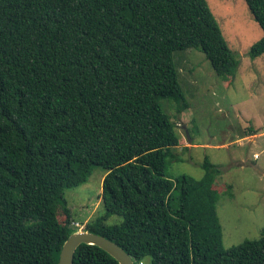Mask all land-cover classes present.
I'll use <instances>...</instances> for the list:
<instances>
[{
  "label": "trees",
  "instance_id": "1",
  "mask_svg": "<svg viewBox=\"0 0 264 264\" xmlns=\"http://www.w3.org/2000/svg\"><path fill=\"white\" fill-rule=\"evenodd\" d=\"M244 1L263 32L254 59L264 0ZM188 48L231 82L238 60L206 0H0V264L57 263L75 230L64 190L94 166L104 211L84 227L135 264H264V228L222 248L216 164L166 177L179 138L160 100L188 107L173 62ZM73 264L119 263L81 244Z\"/></svg>",
  "mask_w": 264,
  "mask_h": 264
},
{
  "label": "rangeland",
  "instance_id": "2",
  "mask_svg": "<svg viewBox=\"0 0 264 264\" xmlns=\"http://www.w3.org/2000/svg\"><path fill=\"white\" fill-rule=\"evenodd\" d=\"M206 1L238 67L229 83L200 50L173 53L188 107L177 114L174 102L160 100L162 109L176 123L179 138V144L171 149L175 157H167L165 170L172 181L183 174L200 179L205 157L217 165L220 173L213 186L220 192L216 210L222 248L227 249L258 238L264 228V53L254 59L249 56L263 32L244 0ZM104 173L94 166L83 184L65 188L72 228L83 229L87 221L103 214ZM121 220L111 215L107 222ZM145 261L143 264H148Z\"/></svg>",
  "mask_w": 264,
  "mask_h": 264
},
{
  "label": "water",
  "instance_id": "3",
  "mask_svg": "<svg viewBox=\"0 0 264 264\" xmlns=\"http://www.w3.org/2000/svg\"><path fill=\"white\" fill-rule=\"evenodd\" d=\"M188 136V132L186 130ZM190 143L191 140L188 139ZM81 244L96 245L115 258L119 264H135L132 257L123 247L105 236L86 229H75L71 232L61 245L56 264H73L76 249Z\"/></svg>",
  "mask_w": 264,
  "mask_h": 264
},
{
  "label": "built area",
  "instance_id": "4",
  "mask_svg": "<svg viewBox=\"0 0 264 264\" xmlns=\"http://www.w3.org/2000/svg\"><path fill=\"white\" fill-rule=\"evenodd\" d=\"M257 156V154H255V157Z\"/></svg>",
  "mask_w": 264,
  "mask_h": 264
}]
</instances>
